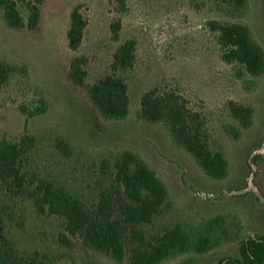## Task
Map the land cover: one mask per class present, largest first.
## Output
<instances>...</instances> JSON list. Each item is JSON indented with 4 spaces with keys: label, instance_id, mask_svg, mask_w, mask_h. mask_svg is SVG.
I'll use <instances>...</instances> for the list:
<instances>
[{
    "label": "rangeland",
    "instance_id": "374dc122",
    "mask_svg": "<svg viewBox=\"0 0 264 264\" xmlns=\"http://www.w3.org/2000/svg\"><path fill=\"white\" fill-rule=\"evenodd\" d=\"M23 17L26 1L15 0ZM87 22L78 51L68 49L66 34L70 14L76 7ZM38 26L30 30L5 27L0 14V59L28 67L27 78H15L0 89V139L16 141L32 134L37 147L25 156L26 166L41 178L55 182L73 197L96 199L99 163L120 151L140 156L154 170L169 193L170 208L151 225L148 234L181 225L197 235L207 221L218 219L217 244L204 253H186L160 264H219L239 256L240 242L264 235V74L252 78L238 64L221 61L217 34L210 21L245 25L264 50V0H248L242 17L225 10L221 0H44ZM120 24L118 40L111 26ZM132 39L136 59L124 74L130 101L129 115L121 121L99 117L84 91L69 79V63L85 57L86 82L94 83L110 69L120 43ZM172 91L186 106L200 113L212 147L223 151L227 177L211 179L194 159L173 144L166 128L137 118L142 95L149 90ZM50 103L48 111L27 118L18 106L34 107L40 97ZM249 106L251 126L241 128L230 117L227 103ZM226 125L240 130L233 141ZM60 136L73 148L69 159L52 147ZM90 186V187H88ZM15 205V202L13 203ZM27 210L23 229L7 226V237L20 251L50 255L53 264H117L87 250L79 237L73 248L60 247L55 236L62 232L54 216L37 217L22 199L14 206ZM130 246L129 236L125 240ZM126 264V263H122Z\"/></svg>",
    "mask_w": 264,
    "mask_h": 264
},
{
    "label": "trees",
    "instance_id": "16d2710c",
    "mask_svg": "<svg viewBox=\"0 0 264 264\" xmlns=\"http://www.w3.org/2000/svg\"><path fill=\"white\" fill-rule=\"evenodd\" d=\"M44 0L26 1L27 16L17 9V1L0 0V14L7 28L35 29L40 21V7ZM124 4V0H119ZM225 10L242 17L248 0H221ZM87 22L76 6L70 14L66 34L68 49L79 50ZM211 32L217 34L220 58L225 64H238L252 78L264 74V50L252 38L250 30L240 23L210 21ZM113 39L118 40L120 24L111 26ZM136 59V44L128 39L113 53L109 72L92 84L86 82L85 57L75 56L69 63V79L74 87L84 91L100 118L121 121L129 115L130 101L124 74L131 70ZM28 67L0 59V89L15 78H27ZM231 118L241 128L251 126L253 110L249 106L227 103ZM50 103L44 96L34 107L18 106L27 118L48 111ZM137 118L149 124L163 125L175 146L188 153L197 166L211 179L227 177L228 162L223 151L216 150L206 133L203 116L186 106L181 96L172 91L149 90L140 100ZM233 141L241 137L240 130L224 127ZM38 144L32 134L20 135L16 141L0 139V264H53L50 255L39 251H20L7 237L6 228L14 225L23 229L27 210L18 213L14 206L18 199L32 205L37 217L54 216L60 221L62 232L55 236L60 247L73 248L79 237L85 248L101 254L117 264H160L186 253H204L217 244L210 237L216 233L218 219L207 221L197 235L181 225L148 234L142 226L153 222L170 208L168 190L149 165L131 151H120L99 163L96 199L90 202L73 197L63 187L41 178L30 170L25 156ZM54 151L62 158L74 155V148L60 136L52 141ZM90 187V186H88ZM15 202V205L13 203ZM129 236L130 246L125 240ZM239 256L222 259L219 264H264V236L245 238L240 242Z\"/></svg>",
    "mask_w": 264,
    "mask_h": 264
},
{
    "label": "crops",
    "instance_id": "0c3cea01",
    "mask_svg": "<svg viewBox=\"0 0 264 264\" xmlns=\"http://www.w3.org/2000/svg\"><path fill=\"white\" fill-rule=\"evenodd\" d=\"M261 236H264V235H261Z\"/></svg>",
    "mask_w": 264,
    "mask_h": 264
}]
</instances>
